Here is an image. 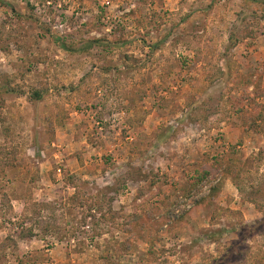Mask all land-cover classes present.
<instances>
[{"label": "rangeland", "instance_id": "374dc122", "mask_svg": "<svg viewBox=\"0 0 264 264\" xmlns=\"http://www.w3.org/2000/svg\"><path fill=\"white\" fill-rule=\"evenodd\" d=\"M224 1L0 0V264H264V0Z\"/></svg>", "mask_w": 264, "mask_h": 264}, {"label": "crops", "instance_id": "0c3cea01", "mask_svg": "<svg viewBox=\"0 0 264 264\" xmlns=\"http://www.w3.org/2000/svg\"><path fill=\"white\" fill-rule=\"evenodd\" d=\"M179 1L180 0H176L175 2H174V0H146V3H144L143 5H159V7L161 8V7L165 6V5H179ZM214 1L215 0H208V3L210 5H218V4H214ZM233 1H235V0H233ZM197 3H198V1L196 3H194V5H196ZM223 3L225 5H229V1L228 2H225L223 0ZM204 8H206V7H204ZM161 9H163V8H161Z\"/></svg>", "mask_w": 264, "mask_h": 264}, {"label": "trees", "instance_id": "16d2710c", "mask_svg": "<svg viewBox=\"0 0 264 264\" xmlns=\"http://www.w3.org/2000/svg\"><path fill=\"white\" fill-rule=\"evenodd\" d=\"M94 42H98V41H94Z\"/></svg>", "mask_w": 264, "mask_h": 264}]
</instances>
